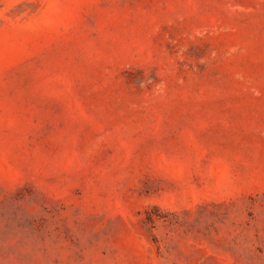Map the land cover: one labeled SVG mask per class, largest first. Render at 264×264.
Segmentation results:
<instances>
[{"label": "rangeland", "instance_id": "obj_1", "mask_svg": "<svg viewBox=\"0 0 264 264\" xmlns=\"http://www.w3.org/2000/svg\"><path fill=\"white\" fill-rule=\"evenodd\" d=\"M0 264H264V0H0Z\"/></svg>", "mask_w": 264, "mask_h": 264}]
</instances>
